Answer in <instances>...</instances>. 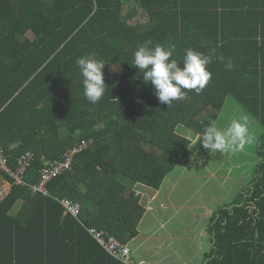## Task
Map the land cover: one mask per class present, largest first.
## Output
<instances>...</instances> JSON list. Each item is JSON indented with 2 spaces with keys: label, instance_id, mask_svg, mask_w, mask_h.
<instances>
[{
  "label": "trees",
  "instance_id": "1",
  "mask_svg": "<svg viewBox=\"0 0 264 264\" xmlns=\"http://www.w3.org/2000/svg\"><path fill=\"white\" fill-rule=\"evenodd\" d=\"M141 16L146 23L131 25ZM148 41L174 47L181 67L186 49L211 56L203 91L161 104L132 67ZM89 55L106 64L95 105L76 64ZM227 98L264 130V0H0V147L13 170L33 155L27 187L0 202V257L5 240L12 262L28 253L37 264H120L56 200L82 204L88 226L129 245L146 215L134 187L159 191L194 154L180 128L198 135L214 125ZM85 141L94 143L47 186L48 197L30 191ZM258 156L248 187L210 220L205 264H264V133Z\"/></svg>",
  "mask_w": 264,
  "mask_h": 264
},
{
  "label": "crops",
  "instance_id": "2",
  "mask_svg": "<svg viewBox=\"0 0 264 264\" xmlns=\"http://www.w3.org/2000/svg\"><path fill=\"white\" fill-rule=\"evenodd\" d=\"M139 20L144 24L147 22V17L135 18L131 25H142L139 24ZM201 148H203L202 144ZM200 158V155L194 153L192 159L184 165L187 168L195 161L198 163ZM228 158H231L230 153ZM240 160L236 164H240ZM208 164L209 159L204 162L206 167H208ZM254 166L256 169L257 164L251 167ZM224 168V163H221L217 170ZM179 179L180 177H177L174 182L169 181L168 184H166V180L165 186L163 185L159 191L142 186L134 187L141 204L146 209V215L139 224V235L129 244L133 257L138 263L205 264L206 255L213 246L208 234V226L221 203H213L212 205L210 202L203 200L195 204L197 198L193 201L187 199L183 202L177 195ZM217 179H219V176L215 172L211 175V181L216 182V185L209 188V193L210 191L213 192L212 188L217 190L221 187V190L223 189L225 182L222 180L220 182ZM2 200L0 199V202ZM19 210L20 206L16 208L13 214H17ZM1 252L0 264H37L34 259L29 260V257L34 256L28 253L25 255L26 260L19 259L12 262L9 256L13 251L9 242L5 240L1 245Z\"/></svg>",
  "mask_w": 264,
  "mask_h": 264
},
{
  "label": "clouds",
  "instance_id": "3",
  "mask_svg": "<svg viewBox=\"0 0 264 264\" xmlns=\"http://www.w3.org/2000/svg\"><path fill=\"white\" fill-rule=\"evenodd\" d=\"M150 44L151 41L138 45L132 67L143 73L146 85L154 87L155 96L161 104L170 106L174 101L185 99L189 91L197 95L203 91L211 77L207 70L212 62L211 56L191 48L186 49L181 67L176 60L170 59L175 51L174 47H150ZM76 64L82 77L83 96L90 104L95 105L107 89L103 76L106 64L92 55L78 58ZM198 135L203 148L210 152L241 150L253 141L247 117L233 119L224 130L210 124Z\"/></svg>",
  "mask_w": 264,
  "mask_h": 264
},
{
  "label": "rangeland",
  "instance_id": "4",
  "mask_svg": "<svg viewBox=\"0 0 264 264\" xmlns=\"http://www.w3.org/2000/svg\"><path fill=\"white\" fill-rule=\"evenodd\" d=\"M139 24H142L140 20ZM117 71L116 68H113L114 73ZM241 117H247V126L249 133L253 137V141L250 144H246L243 149L236 151L210 152L209 150L201 148L202 142H199L200 137L198 135L190 133L185 128H180V134L192 140L193 153L201 156L198 163L195 161L187 168L184 164L178 167L169 176L170 178L166 182V184H168L169 181L174 182L177 177H180L177 195L183 202L187 199L193 201L197 198L195 204L204 200L208 203L210 202L212 205L213 203H221L219 206L221 208L235 202L239 194L248 187L255 174V166H251L258 165L260 162L258 156V143L260 137L264 133L263 128L258 121L250 118V116L231 98L226 99L225 106L214 126L224 130L233 119L239 120ZM229 153L231 154V158H228ZM207 159H209L208 167L204 165ZM239 159H241L240 164H236ZM221 163H224L225 168L218 171L217 168ZM215 172L219 176L217 180L220 182L222 180L225 184L222 190L221 187L217 190L212 188L215 193L211 191L209 193V188L216 185V182L211 181V175Z\"/></svg>",
  "mask_w": 264,
  "mask_h": 264
},
{
  "label": "built area",
  "instance_id": "5",
  "mask_svg": "<svg viewBox=\"0 0 264 264\" xmlns=\"http://www.w3.org/2000/svg\"><path fill=\"white\" fill-rule=\"evenodd\" d=\"M93 143L94 141H85L78 145L74 150L65 154L60 161L47 165L40 172L39 183L37 185L30 186V191L33 194L48 197L49 194L47 186L54 179L72 172L76 156L89 149ZM32 160L33 155L31 153H25L19 160L18 168L13 170L9 167V162L6 158L4 150L0 147V172L9 178L7 181L2 179L0 199H4L10 194L13 186L27 187L25 177L31 167ZM56 201L62 206L68 215H72L79 222H81L101 248L120 264H146L138 263L136 261L129 245H126L116 237L109 235L106 231L88 226L83 220L84 208L82 204L70 200Z\"/></svg>",
  "mask_w": 264,
  "mask_h": 264
},
{
  "label": "water",
  "instance_id": "6",
  "mask_svg": "<svg viewBox=\"0 0 264 264\" xmlns=\"http://www.w3.org/2000/svg\"><path fill=\"white\" fill-rule=\"evenodd\" d=\"M66 215H68L67 213H65Z\"/></svg>",
  "mask_w": 264,
  "mask_h": 264
}]
</instances>
